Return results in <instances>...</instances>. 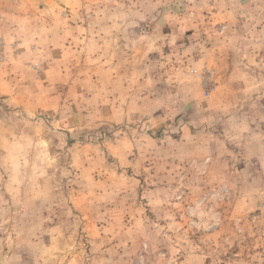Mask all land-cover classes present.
<instances>
[{"label": "clouds", "instance_id": "clouds-1", "mask_svg": "<svg viewBox=\"0 0 264 264\" xmlns=\"http://www.w3.org/2000/svg\"><path fill=\"white\" fill-rule=\"evenodd\" d=\"M0 264H264V0H0Z\"/></svg>", "mask_w": 264, "mask_h": 264}]
</instances>
